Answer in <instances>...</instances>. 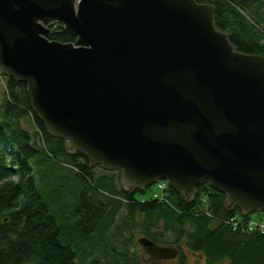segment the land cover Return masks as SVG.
I'll return each mask as SVG.
<instances>
[{
	"label": "water",
	"instance_id": "1",
	"mask_svg": "<svg viewBox=\"0 0 264 264\" xmlns=\"http://www.w3.org/2000/svg\"><path fill=\"white\" fill-rule=\"evenodd\" d=\"M58 23L75 42L51 40ZM0 74L69 154L134 194L165 180L264 211V55L238 51L196 0H0ZM152 263L178 248L137 239Z\"/></svg>",
	"mask_w": 264,
	"mask_h": 264
},
{
	"label": "trees",
	"instance_id": "2",
	"mask_svg": "<svg viewBox=\"0 0 264 264\" xmlns=\"http://www.w3.org/2000/svg\"><path fill=\"white\" fill-rule=\"evenodd\" d=\"M214 7L218 29L227 33L232 45L240 52L264 55V0H196ZM51 40L75 42V37L60 24L52 26ZM9 111L31 112L35 124L43 133L47 150L70 161L83 176L85 187L76 208L65 219H57L42 200L35 185L30 160L39 148L31 142L28 131L13 129L0 122V264H76L72 240L62 235L64 220L78 230L87 229L85 218L93 222L90 233H102L113 221V215L125 209V223L139 224L142 235L160 245L183 244L204 257V264H264V232L233 230L227 219L235 216L246 221L239 209L224 208L225 196L209 186L208 181L196 187L192 200L185 201L169 187L167 201L152 199L139 202L134 194L118 185L119 173H108L93 179L86 156L81 152L69 154L63 140L45 131L42 122L30 107L24 83L7 78ZM18 106V107H17ZM17 108V109H16ZM116 176L114 181L113 176ZM95 180V184L91 180ZM88 191L99 193L109 201L111 214L104 218V204L96 202ZM92 218V219H91ZM178 259L184 264L183 251Z\"/></svg>",
	"mask_w": 264,
	"mask_h": 264
},
{
	"label": "rangeland",
	"instance_id": "3",
	"mask_svg": "<svg viewBox=\"0 0 264 264\" xmlns=\"http://www.w3.org/2000/svg\"><path fill=\"white\" fill-rule=\"evenodd\" d=\"M264 42V41H263ZM8 79L0 74V122L11 128H21L29 132L31 142L37 143L39 152L32 157L30 165L36 188L44 203L51 211L58 213L57 219H65L71 209L76 208L80 201V194L86 186L83 176L77 172L74 165L61 156H55L47 150L43 133L35 124L31 112L25 107L24 112L9 111L8 102H11L6 90ZM18 107V106H17ZM17 109V108H16ZM40 133L43 137L40 136ZM93 179L107 175L101 166L93 167ZM114 181L116 176H113ZM91 180L95 184V180ZM162 191L153 184L145 193H136L135 199L139 202L159 198ZM88 195L96 202L104 204L101 215L106 218L111 214L108 199L99 193L88 191ZM63 209L65 211L62 214ZM125 209L122 207L113 215L112 223L102 230V233H90L93 222L85 218L87 229L80 231L71 221L64 220L62 235L72 240L76 264H144L147 254L138 244L137 239L142 235L139 224L134 226L125 223ZM250 219L264 220V211H254L249 214ZM92 219V218H91ZM179 249L184 253V264H204L198 262V257L187 250L181 243ZM162 264H180L178 257L169 259ZM220 264H226L221 262Z\"/></svg>",
	"mask_w": 264,
	"mask_h": 264
},
{
	"label": "built area",
	"instance_id": "4",
	"mask_svg": "<svg viewBox=\"0 0 264 264\" xmlns=\"http://www.w3.org/2000/svg\"><path fill=\"white\" fill-rule=\"evenodd\" d=\"M158 187L164 190L166 185L164 182H160L158 184ZM227 223L232 227L233 230L239 229V230L246 231V232H255V231H259L261 233L264 232V220L240 221L236 219V217L232 216L229 219H227Z\"/></svg>",
	"mask_w": 264,
	"mask_h": 264
},
{
	"label": "flooded vegetation",
	"instance_id": "5",
	"mask_svg": "<svg viewBox=\"0 0 264 264\" xmlns=\"http://www.w3.org/2000/svg\"><path fill=\"white\" fill-rule=\"evenodd\" d=\"M174 246H176V245H174ZM194 255H196L198 257L197 260H198L199 263H202V262L204 263V257L202 255L197 254V253H194ZM166 261H169V260H160V261H157L155 263H152L150 261V259H149V256L147 255L146 258H145V260H144V264H162L163 262H166Z\"/></svg>",
	"mask_w": 264,
	"mask_h": 264
}]
</instances>
